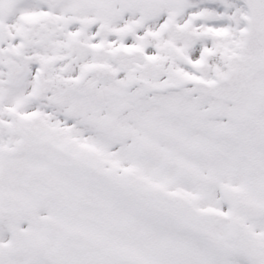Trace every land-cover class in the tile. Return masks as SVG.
I'll use <instances>...</instances> for the list:
<instances>
[{"label": "snow or ice", "instance_id": "1", "mask_svg": "<svg viewBox=\"0 0 264 264\" xmlns=\"http://www.w3.org/2000/svg\"><path fill=\"white\" fill-rule=\"evenodd\" d=\"M0 264H264V0H0Z\"/></svg>", "mask_w": 264, "mask_h": 264}]
</instances>
